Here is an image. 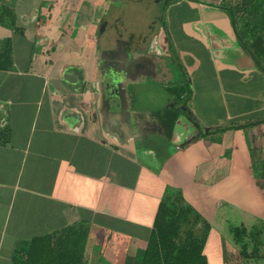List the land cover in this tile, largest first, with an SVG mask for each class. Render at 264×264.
<instances>
[{
    "label": "crops",
    "instance_id": "0c3cea01",
    "mask_svg": "<svg viewBox=\"0 0 264 264\" xmlns=\"http://www.w3.org/2000/svg\"><path fill=\"white\" fill-rule=\"evenodd\" d=\"M201 1L0 0V264L70 228L84 264H139L176 198L206 264L264 263V71Z\"/></svg>",
    "mask_w": 264,
    "mask_h": 264
},
{
    "label": "trees",
    "instance_id": "16d2710c",
    "mask_svg": "<svg viewBox=\"0 0 264 264\" xmlns=\"http://www.w3.org/2000/svg\"><path fill=\"white\" fill-rule=\"evenodd\" d=\"M201 3L228 15L235 42L248 53L254 65L264 71V0ZM178 67L180 69L181 65ZM180 70L181 76L184 75L183 67ZM167 89L178 100L181 99L183 104L190 96L185 77ZM173 109L176 110L175 105ZM163 124L166 126L165 134L168 135L171 126L169 122L163 121ZM207 230L208 224L188 205H184L180 198L162 199L154 214L146 245L138 252L136 260L139 264H206L202 246ZM70 231L71 228L31 239L26 249L18 248L13 252L10 264H84L79 234L76 232L77 235H73ZM244 234L242 226L232 229L234 240L241 245L242 255L247 257ZM252 252L256 254L257 248Z\"/></svg>",
    "mask_w": 264,
    "mask_h": 264
},
{
    "label": "rangeland",
    "instance_id": "374dc122",
    "mask_svg": "<svg viewBox=\"0 0 264 264\" xmlns=\"http://www.w3.org/2000/svg\"><path fill=\"white\" fill-rule=\"evenodd\" d=\"M163 14H164V13H163ZM174 62L177 63V65L180 66V62H181V61H178L177 57L174 58ZM190 66H191V65H190ZM190 68H191V67H189V69H190ZM180 69H181V67H180ZM180 72H181V70H180ZM139 90H140V91H139V92H140L139 94H141V90H142V89H139ZM144 92L149 93L150 91H146V90H145ZM152 92H153V91H152ZM154 95H155V94H153V96H154ZM153 96H152V97H153ZM148 97H150V96H143V95L141 94V98H143V99H147ZM169 103H170V102H169ZM169 103L164 104V105L162 106V108L165 107L166 105H168ZM235 221H236V220H235ZM234 224H235V223H234V218H231V220H230V226H231L230 229H231V230L233 229ZM236 227H237V226H236ZM223 228L225 229L226 234H227V233H228V229H227L225 226H224ZM254 229H255V228H253V231H254ZM253 231L251 232V234H252L251 237H254V236H256V235L258 234V232L254 233ZM258 236H259V235H258ZM232 239H233V238H232ZM257 254H258V253H257ZM256 260H257V259H255L254 261H256ZM257 261H258V260H257ZM255 264H256V263H255ZM262 264H264V263H262Z\"/></svg>",
    "mask_w": 264,
    "mask_h": 264
},
{
    "label": "flooded vegetation",
    "instance_id": "af4514ba",
    "mask_svg": "<svg viewBox=\"0 0 264 264\" xmlns=\"http://www.w3.org/2000/svg\"><path fill=\"white\" fill-rule=\"evenodd\" d=\"M178 66V65H177ZM179 68V67H178ZM179 72H180V69H179ZM181 73V72H180ZM183 78V76L182 77H180V79H182ZM180 79L179 80H177V81H174L173 83H172V85H174V84H177V82L178 81H180Z\"/></svg>",
    "mask_w": 264,
    "mask_h": 264
},
{
    "label": "water",
    "instance_id": "95a60500",
    "mask_svg": "<svg viewBox=\"0 0 264 264\" xmlns=\"http://www.w3.org/2000/svg\"><path fill=\"white\" fill-rule=\"evenodd\" d=\"M116 96H118V94H116Z\"/></svg>",
    "mask_w": 264,
    "mask_h": 264
}]
</instances>
